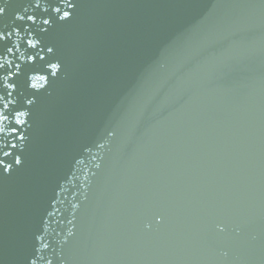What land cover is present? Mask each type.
Segmentation results:
<instances>
[{
  "label": "water",
  "instance_id": "obj_1",
  "mask_svg": "<svg viewBox=\"0 0 264 264\" xmlns=\"http://www.w3.org/2000/svg\"><path fill=\"white\" fill-rule=\"evenodd\" d=\"M72 3L0 0V264H264V0Z\"/></svg>",
  "mask_w": 264,
  "mask_h": 264
},
{
  "label": "snow or ice",
  "instance_id": "obj_2",
  "mask_svg": "<svg viewBox=\"0 0 264 264\" xmlns=\"http://www.w3.org/2000/svg\"><path fill=\"white\" fill-rule=\"evenodd\" d=\"M64 3L68 7H74V5L72 3V0H64ZM36 6L39 7V3H37ZM0 11H3V9H0ZM54 11H56L57 13H59L60 12V8L59 7H56L54 9ZM68 17H69V12L64 11L63 12V15L60 16L59 18L62 19V20H66ZM21 19H23V17H21ZM27 19L30 20V21H32L33 23H35V18L33 16H28ZM43 23L44 24H48L49 23V20L48 19H44L43 20ZM2 38H3V36H2V34H0V39H2ZM9 51H11V49H9ZM51 51H52V49L49 48V52H51ZM3 67H4V65L3 64H0V68H3ZM9 67H11V65H9ZM15 67H16L17 70H19L20 65L17 64V65H15ZM52 67L55 68L56 65H52ZM5 87H11V85H5ZM9 95H11V93H9ZM2 99H3V97L0 96V100H2ZM29 103H31V101H29ZM3 107H4V109H7V104H5ZM0 119H4V120L7 119V116L4 115L3 111H0ZM16 123H21V121L17 120ZM0 131H3V129H0ZM12 131L15 132L16 130L13 128ZM11 147L15 148L16 145L13 144V145H11ZM4 155H10V153L9 152H5ZM20 162L21 161H20L19 157H16L15 158V163L16 164H19ZM9 167L10 166H5L3 169H0V171H8Z\"/></svg>",
  "mask_w": 264,
  "mask_h": 264
}]
</instances>
